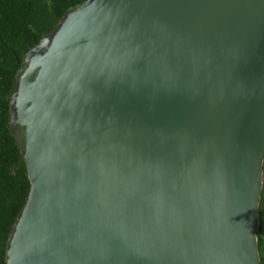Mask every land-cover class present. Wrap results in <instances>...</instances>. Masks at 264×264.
Instances as JSON below:
<instances>
[{"label": "water", "instance_id": "water-1", "mask_svg": "<svg viewBox=\"0 0 264 264\" xmlns=\"http://www.w3.org/2000/svg\"><path fill=\"white\" fill-rule=\"evenodd\" d=\"M9 115L29 192L6 264H260L264 0H85Z\"/></svg>", "mask_w": 264, "mask_h": 264}, {"label": "trees", "instance_id": "trees-1", "mask_svg": "<svg viewBox=\"0 0 264 264\" xmlns=\"http://www.w3.org/2000/svg\"><path fill=\"white\" fill-rule=\"evenodd\" d=\"M83 1L0 0V264H6V241L29 192L25 163L9 127V98L16 75L24 55ZM257 238L264 264V179Z\"/></svg>", "mask_w": 264, "mask_h": 264}, {"label": "flooded vegetation", "instance_id": "flooded-vegetation-1", "mask_svg": "<svg viewBox=\"0 0 264 264\" xmlns=\"http://www.w3.org/2000/svg\"><path fill=\"white\" fill-rule=\"evenodd\" d=\"M21 133H22V135H24V128L23 127H21Z\"/></svg>", "mask_w": 264, "mask_h": 264}]
</instances>
